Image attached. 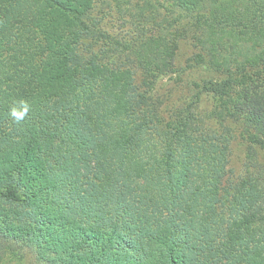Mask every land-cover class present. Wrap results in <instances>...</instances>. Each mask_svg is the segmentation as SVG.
<instances>
[{"label": "trees", "instance_id": "trees-1", "mask_svg": "<svg viewBox=\"0 0 264 264\" xmlns=\"http://www.w3.org/2000/svg\"><path fill=\"white\" fill-rule=\"evenodd\" d=\"M262 159L264 0H0V264H264Z\"/></svg>", "mask_w": 264, "mask_h": 264}, {"label": "rangeland", "instance_id": "rangeland-1", "mask_svg": "<svg viewBox=\"0 0 264 264\" xmlns=\"http://www.w3.org/2000/svg\"><path fill=\"white\" fill-rule=\"evenodd\" d=\"M161 2L162 0H158ZM111 8V5L105 3H97L95 9V16L102 19V27L103 29L109 31L112 34H127L128 32H132L133 28L131 29V23L136 19L125 20L123 14H116L118 10ZM132 7L131 9H133ZM107 9V10H106ZM134 10V9H133ZM108 11V12H107ZM138 10L133 11L136 13ZM129 21V22H128ZM193 54V50L189 43L182 42L180 46V51L178 53V60H177V69L179 70L181 75L180 79H177V75L169 78H165L159 85V87L165 91L170 90L173 91L172 100L176 101L182 96H186V91H181V89L187 84L191 82H199L204 79L216 78L215 74H211L207 71L202 69H188L187 68V59L191 57ZM181 82V83H180ZM207 108H210L211 104L209 102L204 103ZM246 156V147H244L239 141L233 144V155L231 159V167L235 171L236 174H241L243 172V165L245 162ZM264 162V160L262 159ZM9 264V263H7ZM28 264H34L31 258H28Z\"/></svg>", "mask_w": 264, "mask_h": 264}, {"label": "clouds", "instance_id": "clouds-1", "mask_svg": "<svg viewBox=\"0 0 264 264\" xmlns=\"http://www.w3.org/2000/svg\"><path fill=\"white\" fill-rule=\"evenodd\" d=\"M23 104V102H22ZM27 106L23 105V111H18L17 108H13L11 111V116L17 121L19 122L20 120H22L24 118V116L27 114Z\"/></svg>", "mask_w": 264, "mask_h": 264}]
</instances>
